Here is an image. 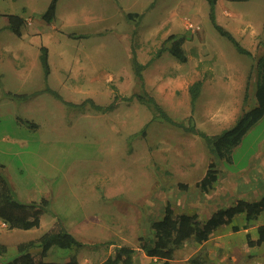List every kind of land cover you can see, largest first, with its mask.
I'll return each instance as SVG.
<instances>
[{
  "label": "rangeland",
  "instance_id": "374dc122",
  "mask_svg": "<svg viewBox=\"0 0 264 264\" xmlns=\"http://www.w3.org/2000/svg\"><path fill=\"white\" fill-rule=\"evenodd\" d=\"M52 2L0 0V164L19 201H49L37 228L10 229L0 222V243L8 247L0 264L16 258L19 243L40 238L57 220L83 246L53 247L47 261L101 264L127 246L136 249L134 264H163L145 254L139 238L151 235V220L162 218L167 204L176 215L206 219L237 200L263 197L264 169L260 184L240 185L239 177L227 174L254 165L264 147V117L234 149L233 162H222L203 138L167 124L137 97L150 95L175 121L210 136L242 116L247 83H255L254 54L240 53L215 29L208 0H57L56 19L47 24L43 15ZM220 2L246 9L233 0ZM11 14L27 21L23 39L8 28ZM171 35L185 37L188 62L169 52L155 59ZM42 47L48 49V76ZM135 56L145 66L143 81L134 70ZM197 81L203 87L193 110L189 88ZM116 96L110 111L90 102L82 106L91 99L106 107ZM212 161L222 183L206 193L198 184ZM253 176L254 171L244 179ZM263 224L264 213L250 223L237 216L207 242L188 241L170 264H264V246L249 252L243 247L247 234L257 237Z\"/></svg>",
  "mask_w": 264,
  "mask_h": 264
},
{
  "label": "trees",
  "instance_id": "16d2710c",
  "mask_svg": "<svg viewBox=\"0 0 264 264\" xmlns=\"http://www.w3.org/2000/svg\"><path fill=\"white\" fill-rule=\"evenodd\" d=\"M236 2H244L248 0H233ZM210 5V18L215 29L224 37L228 38L242 54L251 55V53L243 48L235 37L223 26L217 23L216 7L218 0H208ZM57 0H53L47 11L43 15V19L51 23L56 18ZM132 16V15H131ZM8 28L18 37L22 35V29L26 26L27 21L23 17L11 14L7 15ZM72 36H74L72 34ZM185 37L171 35L164 41L161 49L158 51L156 58L162 56L164 52H169L176 60L181 63L188 62V56L184 49ZM41 61L48 76L50 73L48 49L42 47ZM133 66L137 77L143 81V70L145 66L138 63L136 56L133 58ZM258 82H257V100L258 104L253 109L244 112L237 120L236 124L223 131L220 134L208 135L200 132L195 126H186L184 123L177 122L171 118L163 107L158 104L155 98L145 94L137 96L140 101L147 103L156 110L157 115L164 122L180 128L188 133L200 136L209 146L213 156L220 161L233 162V152L238 147L246 134L264 117V54L257 63ZM203 87V81L195 82L190 88L191 101L193 110L195 109L197 100L199 99ZM58 98L61 96L54 90L48 89ZM20 96V95H18ZM26 98V95L21 96ZM248 94L246 95V99ZM118 97L109 106L103 107L94 105L93 100L85 101L83 105L90 102L96 110L110 111L114 108ZM143 134H146L143 133ZM0 165V219L10 229L30 230L41 225V217L45 214L49 201L43 199L40 203H23L16 198V194L7 179L1 172ZM220 171L217 163L210 162L205 176L198 184L204 192H209L214 188L219 180ZM178 187L186 191L187 183H179ZM264 213V195L257 201L237 200L236 203L227 208H220L211 214L208 218L202 219L199 214L182 213L176 215L171 204H167L165 213L159 220H151V235L148 237H140V247L148 257L164 261L163 264H170L175 258L177 250L192 240L197 244H203L210 239L212 233L221 227H228L233 224L237 216L245 215L248 223L257 219ZM234 231L239 228L234 226ZM83 244L70 232L60 220H57L51 228L40 238L30 241L21 242L17 245L18 256L12 261L4 264H80L77 259H71L66 263H58L55 261H47L49 253L53 247L61 249L81 248ZM264 246V225L258 228V239L253 240L249 235L247 241L243 244L246 251L249 252L253 247ZM39 248L40 251L34 253V249ZM8 247L0 243V256H5ZM136 249L133 247H119L115 253L108 257L101 264H134ZM251 256V255H250ZM196 261V260H195ZM191 261V262H195Z\"/></svg>",
  "mask_w": 264,
  "mask_h": 264
},
{
  "label": "crops",
  "instance_id": "0c3cea01",
  "mask_svg": "<svg viewBox=\"0 0 264 264\" xmlns=\"http://www.w3.org/2000/svg\"><path fill=\"white\" fill-rule=\"evenodd\" d=\"M218 3H219L218 4L219 9L223 10L222 13L219 12V22L222 23L221 22V19H222L226 25V27L223 26L224 28H226L230 33L234 32V34L239 35V37L241 38V42L232 33V35L235 37V39H237V41L241 44V46L243 45L242 41H245L247 46H244L243 48L248 50L251 53V55L254 54V56H253L254 57V63H256V67H257V63H258L259 59L264 54V0H248V1H244V2H239V3H243V6H245V8H246L245 10L238 9L236 7L235 2L228 4L226 7L221 4L220 0H218ZM128 14H129L128 16L131 17L132 13L130 12ZM46 23L50 24L48 22H46ZM33 32H37V31L33 30ZM12 34L15 35L13 32H12ZM24 34H25V30L23 28L22 29V35L20 37H18L16 35L15 36L18 37V39H23ZM251 71H252V69H251ZM248 78H249V76H248ZM254 81H255V83H253V82L249 83V81L247 83L245 95L248 94L250 97L249 101H248V103L250 102L249 103L250 106L247 107L245 105L246 104V97H245V99L243 101H241V106L242 107L245 106L246 110L245 111L243 110L241 115H243L244 112L253 109L258 104V100H257V96H256L258 72L255 73ZM244 89H245V85H244ZM21 96H23V95H20V96L12 95L13 100L22 99L23 97H21ZM26 98H28L27 95H26ZM26 98H23V99H26ZM35 126H37V125H34V127ZM222 162H224V161H222ZM1 166H2L1 170L3 171V174L7 177V179L9 180V182H10V184L14 190V187L12 185V182H11L9 176L6 174V172H4V166L3 165H1ZM263 169H264V147H262V152L257 157V160L255 161L254 165H251L246 170H242V171L236 172V173L229 171L227 176H231V177L235 176L237 178L239 177V179H237V181H240V185H251L252 183H259L260 184V182H261L260 177L262 175L261 171ZM252 171H254V176H253L254 178L253 179L252 178L251 179H244L245 175L252 174ZM219 176L220 177H219L218 182H216V185H219V182L222 183L220 181L222 175L219 174ZM236 185H238V184H236ZM0 222L3 226H7L3 222L2 219H0ZM248 235L250 237H252L250 234H247V236ZM252 239L256 240V239H258V236L254 237V238L252 237Z\"/></svg>",
  "mask_w": 264,
  "mask_h": 264
}]
</instances>
